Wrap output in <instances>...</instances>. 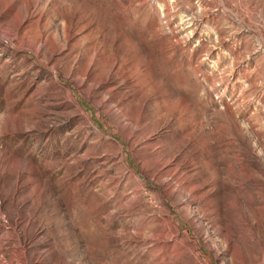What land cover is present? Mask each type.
I'll return each instance as SVG.
<instances>
[{
  "label": "rangeland",
  "instance_id": "1",
  "mask_svg": "<svg viewBox=\"0 0 264 264\" xmlns=\"http://www.w3.org/2000/svg\"><path fill=\"white\" fill-rule=\"evenodd\" d=\"M0 264H264V0H0Z\"/></svg>",
  "mask_w": 264,
  "mask_h": 264
}]
</instances>
